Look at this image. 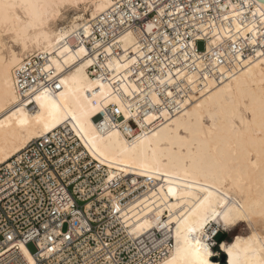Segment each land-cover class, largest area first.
<instances>
[{"label":"bare ground","instance_id":"1","mask_svg":"<svg viewBox=\"0 0 264 264\" xmlns=\"http://www.w3.org/2000/svg\"><path fill=\"white\" fill-rule=\"evenodd\" d=\"M119 1L0 0V165L29 141L68 125L109 174L138 178L142 190L121 217L137 236L162 233L167 255L155 264H220L212 259L207 226L229 230L243 222L248 234L220 243L224 264H264V54L239 60L221 83L207 80L179 113L135 119L154 126L132 140L119 129L100 133V113L113 104L122 109L113 87L128 63L107 64L116 75L111 81L91 77L92 58L75 35L87 33L91 21ZM243 1L264 24V3ZM241 30L253 33L251 24ZM132 42L126 35L123 46ZM36 54L48 55L62 88L39 93L28 106L15 90L14 71ZM120 88L135 86L122 82Z\"/></svg>","mask_w":264,"mask_h":264},{"label":"built area","instance_id":"2","mask_svg":"<svg viewBox=\"0 0 264 264\" xmlns=\"http://www.w3.org/2000/svg\"><path fill=\"white\" fill-rule=\"evenodd\" d=\"M251 9L243 0H121L97 16L75 35L92 58L88 73L123 78L113 87L122 109L105 108L97 130L119 129L132 140L154 126L135 119L179 113L207 80L221 83L239 60L264 54V24ZM247 24L253 33L242 32ZM126 35L133 42L124 47ZM111 61L128 64L112 76ZM60 78L48 55L36 54L15 69V90L32 106L41 92L56 95ZM122 82L135 88L124 92ZM135 181L109 174L68 125L29 141L0 165V264H27L23 248L33 264H155L167 255L162 233L137 236L121 217L142 190Z\"/></svg>","mask_w":264,"mask_h":264},{"label":"rangeland","instance_id":"3","mask_svg":"<svg viewBox=\"0 0 264 264\" xmlns=\"http://www.w3.org/2000/svg\"><path fill=\"white\" fill-rule=\"evenodd\" d=\"M197 47L199 50H203V48H204L203 42H198ZM206 230L212 233L211 237H210V242H209L210 247H211L213 254H214L212 259L216 260L220 264H223L221 254H224L222 252V250L220 249V243L222 241H230L234 235H237V234L245 235V234L249 233V228L245 222L239 223L238 225H236L235 227H233L229 230H221L220 228L211 224V225L207 226ZM212 236H213V238H212ZM27 249L30 253H35L37 250L33 243H29L27 245Z\"/></svg>","mask_w":264,"mask_h":264},{"label":"water","instance_id":"4","mask_svg":"<svg viewBox=\"0 0 264 264\" xmlns=\"http://www.w3.org/2000/svg\"><path fill=\"white\" fill-rule=\"evenodd\" d=\"M257 1L264 3V0H257ZM221 258H222V263L224 264V259H225L224 254H221Z\"/></svg>","mask_w":264,"mask_h":264},{"label":"snow or ice","instance_id":"5","mask_svg":"<svg viewBox=\"0 0 264 264\" xmlns=\"http://www.w3.org/2000/svg\"><path fill=\"white\" fill-rule=\"evenodd\" d=\"M0 6H2V5H0ZM25 5H20V7H24ZM12 7H16V5H12Z\"/></svg>","mask_w":264,"mask_h":264}]
</instances>
